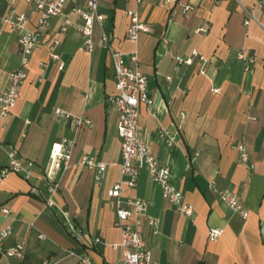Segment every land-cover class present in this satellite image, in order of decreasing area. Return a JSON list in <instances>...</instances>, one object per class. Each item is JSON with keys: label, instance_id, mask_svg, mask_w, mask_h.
Listing matches in <instances>:
<instances>
[{"label": "crops", "instance_id": "1", "mask_svg": "<svg viewBox=\"0 0 264 264\" xmlns=\"http://www.w3.org/2000/svg\"><path fill=\"white\" fill-rule=\"evenodd\" d=\"M142 1L138 6L134 0H99L98 12L106 20L102 26L93 25L90 53L82 49L83 38L72 26L63 30L66 20L82 22L72 10L86 9V1L68 3L62 16L52 18L42 30L17 104L8 118L0 119V170L8 166L13 150L23 164L33 163L28 182L15 173L0 172V207L11 213L0 217V228L10 227L12 232L3 248L24 245L25 257L18 264H119L121 260L122 252L113 246L122 237L114 223V204L106 195L121 180L119 115L108 104V97L116 92L102 34L125 55L127 64L137 51L136 67L146 76L153 99V113L145 105L139 107L138 123L150 151L169 168L173 185L193 210L190 217L180 215L145 171L139 172L133 189L122 193L124 201L147 202L146 215L128 222L143 236L153 261L264 264V4ZM188 5L191 10L184 13ZM132 10L148 29L134 44L125 39L130 23L126 12ZM248 13L253 20L246 24ZM10 14L25 15L30 31H35L38 19L23 0H0V92L6 89L8 73L20 65L18 32L3 24ZM205 24L208 31L199 33ZM54 40L59 44L55 48ZM242 49L253 58L251 72H245L237 60ZM52 50L59 61L49 57ZM193 50L206 59L204 65L196 58L190 66L178 63ZM219 88V94L212 92ZM56 109L90 123L74 129L68 119L54 114ZM63 141L73 143L71 157L54 173L57 190L49 196L40 179L52 147ZM236 143L246 148L247 162L238 161ZM84 156L105 165L98 186L94 173L79 165ZM211 180L219 190L229 188L239 197L248 211L246 221L208 190ZM32 187L37 193L31 192ZM48 200L53 206L47 205ZM149 220L157 224L150 226ZM211 229L223 231L212 243Z\"/></svg>", "mask_w": 264, "mask_h": 264}, {"label": "built area", "instance_id": "2", "mask_svg": "<svg viewBox=\"0 0 264 264\" xmlns=\"http://www.w3.org/2000/svg\"><path fill=\"white\" fill-rule=\"evenodd\" d=\"M26 4H29L34 12L37 14V26L35 31H30L26 28L27 18L25 15H13L10 14L4 20L3 24L10 29L18 32L17 43L19 46L18 57L20 65L18 68L11 70L8 74V84L6 89L0 92V119L8 118L11 111L17 104V99L21 90V86L27 76V66L30 62V56L35 50L37 43L39 42L42 30L49 26V22L54 17H61L63 9L68 3L76 5L78 0H23ZM86 1V9L76 7L72 10L76 15H80L82 22L77 24H71L69 21H65L63 30L68 26H72L76 32H78L83 38L82 49L88 53L92 51L93 43L91 41L93 33V25L97 23L102 26L106 20L105 15H101L98 12L99 0H83ZM135 4L140 6L143 4L142 0H134ZM167 5L172 0H163ZM213 4H219L227 0H211ZM238 3V0H233ZM264 4V0H255V5L260 7ZM191 7L185 6L182 11L188 13ZM129 17V28L126 31L125 39L131 43H138L139 34L141 32H147L148 29L143 27L139 22V15L135 10L126 12ZM246 24H249L253 17L250 13L247 14ZM209 29L208 24H205L202 29L198 30L199 33H205ZM109 41L106 34H102L100 42L105 46L108 54L111 58L112 68L114 70V84L115 94L108 97V104L119 115L117 121V136L121 140V180L119 183L112 186L106 193L108 198L113 202L115 209V226L120 230L121 242L113 248L119 249L122 252L121 260L119 264H160L156 263L152 259V254L147 249L144 238L141 236L138 230L134 229L129 219L141 218L146 215L148 210L147 202L143 199H130L125 201L122 199V193L126 189H133L137 182V177L140 171H145L150 180L155 183L161 189L163 198L167 200L175 210L186 217H190L193 214V210L190 206L184 203V193L178 190L170 179V170L168 167L161 165L157 157L150 151L148 139L145 137L142 131L141 125L138 123L141 105H145L149 112L153 113V99L148 95V82L146 76L136 67L138 61L137 51L132 53L130 58V64L125 61V55L121 51L115 49ZM52 47L55 48L59 44L57 40L52 41ZM50 58L59 61V58L55 51L50 52ZM197 59L202 65L206 62V59L199 54L196 50H193L190 57L187 59H181L179 64L190 66L193 59ZM237 60L243 64L245 72H251L253 65V58H251L247 50H241L237 53ZM64 64L59 63V69L62 70ZM203 73V70L201 71ZM219 89H213L212 92L219 94ZM57 117H61L69 120V124L74 129H79L82 126L89 125V120L83 117L76 118L71 117L68 113H64L60 109L54 111ZM182 117V116H181ZM28 123V121H26ZM163 137V136H161ZM165 138V137H163ZM73 146L72 142H61L54 144L49 153V166L46 169L45 175L40 179L44 180L47 184V192L49 196L56 193L57 184L55 182L54 173L66 166L71 155L70 150ZM238 153V161L245 163L248 160V153L243 143H236L234 146ZM9 164L5 169H1V175L6 176L8 173H15L19 175L25 181H29L33 177V163L27 162L23 164L16 152L13 150L8 154ZM80 167L86 168L94 173L93 181L98 186L105 177L106 168L103 163L96 160L91 156H84L79 163ZM208 190L212 191L222 203H225L234 215L241 218L243 221L248 219V211L244 205L240 202L239 197L229 188H223L219 190L216 182L211 180L208 185ZM32 193H37V189L32 187ZM48 206H53L51 200L47 201ZM10 210L0 207V217H10ZM156 221L149 220L150 226H155ZM11 228H0V252L7 257L14 260H22L25 255V247L23 244L18 243L13 247L4 249V240L11 236ZM223 235L221 229H211L208 231V241L210 243L216 241ZM39 240H43V236L38 237ZM98 242V240H96ZM89 264L88 261H85Z\"/></svg>", "mask_w": 264, "mask_h": 264}, {"label": "rangeland", "instance_id": "3", "mask_svg": "<svg viewBox=\"0 0 264 264\" xmlns=\"http://www.w3.org/2000/svg\"><path fill=\"white\" fill-rule=\"evenodd\" d=\"M0 264H18V260L16 261L7 257L6 255H3V257L0 259Z\"/></svg>", "mask_w": 264, "mask_h": 264}, {"label": "water", "instance_id": "4", "mask_svg": "<svg viewBox=\"0 0 264 264\" xmlns=\"http://www.w3.org/2000/svg\"><path fill=\"white\" fill-rule=\"evenodd\" d=\"M68 222H69L70 225H72V220H71V218L68 219ZM261 230H262V231H261L262 239H263V241H264V228H261Z\"/></svg>", "mask_w": 264, "mask_h": 264}, {"label": "trees", "instance_id": "5", "mask_svg": "<svg viewBox=\"0 0 264 264\" xmlns=\"http://www.w3.org/2000/svg\"><path fill=\"white\" fill-rule=\"evenodd\" d=\"M0 255H1V252H0ZM0 258H1V256H0Z\"/></svg>", "mask_w": 264, "mask_h": 264}]
</instances>
